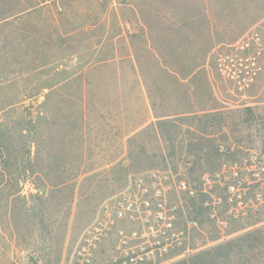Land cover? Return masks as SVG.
<instances>
[{
    "label": "rangeland",
    "instance_id": "obj_1",
    "mask_svg": "<svg viewBox=\"0 0 264 264\" xmlns=\"http://www.w3.org/2000/svg\"><path fill=\"white\" fill-rule=\"evenodd\" d=\"M37 2L18 24L32 42L17 45L18 62L0 28V140L11 143L9 156L0 149V264L175 261L184 253L158 247L155 204L171 210L188 182L212 214L206 232L189 225L206 238L188 228L187 248L264 236V0ZM169 116L191 130L201 119L218 173L204 181L186 148L160 158L169 143L155 122ZM165 164L176 173L133 172ZM261 248L247 264H264Z\"/></svg>",
    "mask_w": 264,
    "mask_h": 264
},
{
    "label": "trees",
    "instance_id": "obj_2",
    "mask_svg": "<svg viewBox=\"0 0 264 264\" xmlns=\"http://www.w3.org/2000/svg\"><path fill=\"white\" fill-rule=\"evenodd\" d=\"M37 4V0H0V28H3L5 36L9 37L8 40H10L5 41L3 45V48L8 54V57H5L6 59L8 58L9 60L11 59V61L18 62L15 52L20 44L27 50L31 49V40H28V38L24 36L23 38H25L26 40L19 39L21 37L19 36L18 38L16 35L20 30L19 25L21 23L20 18L22 16V13L29 8L35 7ZM28 55L27 57H29ZM22 57L20 59V62L26 63L27 60L22 59ZM42 66L44 67L45 65L42 64ZM28 71L29 70H27L26 73ZM13 78L15 77H7L5 78V81L8 82L10 80H15ZM210 116V113H203V117L201 119H203L204 121V127H206L207 122L209 123V121L211 120ZM213 119L214 118H212V120ZM200 120H197L199 129L191 130V127L189 125V123H191V120L181 117L169 116L156 120L155 128L157 129L160 136L164 137L165 141L169 143V152L164 156L161 155L160 158H162V160H166L167 156L174 157L176 153L179 152L181 154L186 148V155L195 157V164H197L198 168H201L200 174L203 173V180L206 181L209 179L208 174L215 175V173H218L222 169L220 163L215 162L216 158H219L220 154L222 153L219 152V147L212 146L210 134L207 133V130L203 129L204 127L201 129ZM186 122H188V124ZM182 125L186 126V128L183 129ZM10 148V137L4 136V138L0 140V149L5 150V154L9 156ZM175 148L177 149L176 152ZM201 159L204 160V165L199 164V161ZM216 164L217 167H215ZM166 166L168 165L165 164L160 168H140L133 172L134 174H142L145 171H147V173H158L161 171L167 172L168 176L171 175L172 172L176 173L175 167L168 168ZM193 172L194 167L193 169H191V174H193ZM206 173L208 174L206 175ZM217 175L219 176L218 178H221V175ZM198 180L199 177L191 179L192 182H197ZM213 180L216 181L217 177ZM222 180L223 177L216 182H221ZM150 182L151 181L147 180L148 184ZM189 184L190 183L188 182V187H185V189L183 190L185 193L181 197L182 201L175 197L170 200L172 201L171 210L165 211V208H162L163 204L161 203V201H157L155 204V206H158L156 207L155 215L159 220L160 225L162 226V232H160L159 234L164 238L163 240L160 238L157 239L159 240L158 247L166 251V253H168L169 251L171 252L168 258L184 253V256L175 261L169 262L168 264H247V261H245L247 253L253 252L258 247H262L261 249L264 250V236H257L256 232L252 234L248 233L245 235H239L234 239L218 243L213 247L207 249L196 250L194 246L187 248L186 236L188 235V228L192 227L191 232L193 231V233L191 234V239L196 236H198L199 238H206V234L202 231V225L211 221L210 215L212 214L210 212L211 198L207 197L208 195L205 192L201 191V188L198 185L190 187L191 185ZM183 186L186 185L183 183ZM155 190L159 189L155 188ZM168 192L171 191L168 190ZM150 193H154L160 198L159 194H161V191H150ZM150 193L148 192L146 193V195ZM220 198L224 199V202H226L224 196H220ZM219 204L220 202H218V205ZM194 223H196L197 226H200L202 229H200V227H198L197 229V227L195 226L189 227V225H193ZM203 230L205 231V229ZM216 237L217 234H213L208 238L209 240H213Z\"/></svg>",
    "mask_w": 264,
    "mask_h": 264
}]
</instances>
